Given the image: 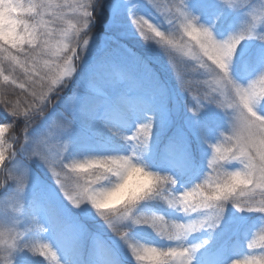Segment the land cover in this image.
Masks as SVG:
<instances>
[{"label": "rangeland", "instance_id": "374dc122", "mask_svg": "<svg viewBox=\"0 0 264 264\" xmlns=\"http://www.w3.org/2000/svg\"><path fill=\"white\" fill-rule=\"evenodd\" d=\"M55 2L63 4L65 0ZM67 2L72 3L73 0ZM180 3L181 0H99L90 27L101 23L103 30L96 35H87L89 43L81 60L75 62L78 70L74 79H67L66 87L57 95L60 106L56 108V102L51 104L45 114L47 116L51 112L49 121L35 132H23L19 143L21 154L10 155L7 167L0 165L5 180L0 187V203L6 206L0 210V220L17 221V228L23 232L17 249L12 253L13 264H54L51 252L46 257L39 254V246L44 243L55 251L59 264H144L135 260L128 242L161 248L174 243L158 236L149 225L134 224L131 220L118 225L120 229H126L124 238H121L97 215L90 203L73 206L56 184L52 171L40 159L29 158L26 153L32 138L47 131L52 119L58 118L69 121L70 127L60 134L58 129H52L46 144L42 145V150L53 159L61 151V145L66 146L63 154L65 164L70 160L82 162L92 156L127 155L133 150V142L127 137L136 133L137 125L148 122L151 117L148 143L143 149L139 146L135 149L139 160L150 170L171 175L177 181L174 186L166 185V196L170 190L179 192L198 183L208 171L207 160L212 152L210 145L230 134L232 117L227 101L214 91L216 85L208 68L193 58L189 48L170 46L159 50L161 45L155 40L144 41L136 35L129 14L146 16L162 31L172 32L183 44L189 38L183 36L181 40V33L174 28L178 27L175 6ZM252 6L258 8L259 0H248V4L233 7L224 0H183L184 10L196 16V23L208 27L217 40L238 32L249 19L247 13ZM55 11L64 14V21L75 22L71 9ZM50 18L45 15V19ZM169 21L173 23L169 24ZM51 26L60 28L66 25L58 21ZM255 32L264 33V21L257 24ZM129 50L145 56L149 64H157L154 78L135 62ZM184 58L192 61V65H187ZM5 66H8L7 62ZM229 67L232 78L246 84L264 68V41L256 37L242 39L234 50ZM189 69L193 79L186 75ZM9 72L8 82L0 80V115L3 116L0 123L12 125L9 108L19 105L22 110L31 111L29 105L35 101L29 94L31 88L28 85L27 90L19 87L26 80L23 71L10 68ZM9 72L4 74L9 75ZM161 73L166 80L159 79ZM13 77L15 83H12ZM168 78L176 79L186 87L192 86L189 102L184 104V100L177 98L167 82ZM213 96L222 101V106L209 100ZM254 110L264 115V98L255 102ZM10 130L6 133L9 137ZM165 132L167 137L158 147L157 138ZM194 145L198 156L196 164L190 158V149ZM21 167L27 168V181L24 191L17 193L16 182L8 177L12 170L19 172ZM224 167L231 171L242 165L239 161H228ZM192 168L193 173L189 176ZM55 170L69 185L73 184L75 173L65 176L67 169L57 167ZM140 202H146L144 208H138L137 204L134 214L162 215L166 224L171 220L184 222L202 214L180 212L159 197ZM7 206L19 211L14 212ZM262 223L264 214L238 210L231 202H226L215 228H201L184 240L188 247L201 245L192 253L190 264H230L232 260L264 258V248L248 249L246 246L253 232L261 234L256 229ZM37 224L40 227H36ZM222 224L226 226L221 227ZM33 243L37 245L36 253L30 250ZM25 244L29 247H24ZM224 250L225 256L222 254ZM214 254L223 258L207 261L208 255Z\"/></svg>", "mask_w": 264, "mask_h": 264}, {"label": "snow or ice", "instance_id": "6c2138e0", "mask_svg": "<svg viewBox=\"0 0 264 264\" xmlns=\"http://www.w3.org/2000/svg\"><path fill=\"white\" fill-rule=\"evenodd\" d=\"M46 12L41 17V24L50 33L48 40L32 51L20 49L13 51H5L3 55L4 63H0V80L8 82L10 80L11 73L9 69L15 70L19 68L23 71L26 80L19 84L22 90H27L26 85L31 88L29 94L32 96L35 104H30L28 109H21L19 105H13L9 108L8 114L13 118L23 117L27 124L32 123L33 118L39 115H44V109L48 108L49 103L54 104L52 101L53 95L58 93L66 87L67 79H74V73L77 72L75 62L80 61L84 52L85 47L89 43V39L86 38L88 33L91 32L90 24L95 19L94 11L99 6L97 0H73L72 3L60 4L55 0H41ZM227 3L228 0H225ZM69 8L72 10L75 22L72 20H63V13H57L56 9ZM52 18L45 19V15ZM131 23L136 30V35L142 38L144 41L155 40V42L162 47H187L190 49L193 58L198 59L201 62L202 67H207L209 74L213 81L212 70L215 65L209 64L208 56L213 55V49L218 47L217 43L213 41L212 35L209 31H202V46H193L192 42L188 41L181 44L177 41L175 35L172 32L166 33L162 31L160 27L155 24L156 28L164 33L163 39L159 37L150 36L146 31L143 20L147 19L144 15H133ZM193 17L190 16L184 10L181 5L175 6V21L178 27H175V31L181 33V40L183 36L188 37V33L193 31L195 25L193 24ZM58 21L63 22L66 26L60 28H54L51 25ZM173 23V22H172ZM171 23V24H172ZM239 37L231 38L234 43ZM231 52V47L229 46ZM129 54L134 58L135 62L144 68L145 71L151 72L152 69L148 60L145 56L140 55L137 52L129 50ZM206 58V60H205ZM8 66H5V64ZM5 72H9V75H5ZM12 83H15V78H12ZM215 84V83H214ZM216 91V88L214 89ZM220 97L226 99L224 93H220ZM213 103L218 106H222V101L217 97H211ZM192 111H195L194 109ZM12 127L9 123H0V128L3 132L0 133V153L3 155V159L0 160V165L7 167V157L11 155L8 153V149L13 148V144H9V136L6 135L8 130ZM70 127V122L64 119L53 118L51 123L47 127V131L43 134L32 138V144L30 149L27 151V156L37 157L40 159L51 171L55 177L56 184L60 187L65 198L73 205L79 206L84 202L91 200V190L94 187L95 178L91 175H84V161L70 160L68 164L64 163L63 154L65 152V145H61V151L58 152L53 159L48 153L42 150V145L46 144L52 129H58L59 134L62 131H66ZM151 117L146 123L137 125L136 133L127 139L133 142V145H138L141 149L146 147L151 132ZM29 139V137H27ZM226 145V146H223ZM211 149L214 150L215 156L214 161H218L221 166L228 161H239L242 165V169H234L228 171L229 175L240 174L246 176L248 186L240 189L239 191H232L230 193L223 194L224 201L231 200L232 204L237 208H243L247 211H256L259 209V213L264 214V115H257L254 118H248L247 116L241 115L236 121L231 122L230 134L223 137V140H219L214 144L210 145ZM88 163L102 162L101 156H92L90 159H86ZM59 167L62 170L67 169L68 172L65 176L75 173L73 184L69 185L65 179L61 177L60 172L55 169ZM165 178L171 179V175L164 174ZM8 179L16 182V192L22 193L24 191L27 181V168L21 167L19 172L12 170ZM177 183V181H176ZM176 183L174 185H176ZM169 184V186H174ZM203 191L202 185H195L193 187L185 188L179 192H172L170 190L169 196L172 198H178L181 193L188 195L193 192ZM247 199H242V197ZM15 199V197H12ZM19 201L18 199H16ZM224 209L221 205L220 210L215 214L214 220L206 225L207 228H215L220 222L223 215ZM104 222L111 228L118 236L124 238L126 229H120L118 225L125 220H131L134 224L135 217L131 219L127 217L114 218L107 212L96 211ZM201 213V212H196ZM147 215L145 217H150ZM206 218L205 214H198L195 218L184 221L183 223L188 224L190 229H199L203 225V221ZM173 220H171V223ZM170 223V224H171ZM166 224V223H165ZM36 227H40L38 224ZM123 230V231H122ZM156 232V230H155ZM196 231H192L194 233ZM127 242V241H126ZM206 242V241H205ZM150 246H154L149 244ZM24 247H29L25 244ZM128 246L132 252L133 257H139L141 255V243L128 242ZM200 244L193 245L191 247L185 246L183 242L177 244L174 242L168 247H157L161 250L162 260L164 264H173L172 257L169 255L170 252H184L181 264H190L192 253L196 248L200 247ZM39 254L47 256L51 252L52 260L54 264H59L55 251L47 244L44 243L39 246ZM30 250L37 252V245L33 243ZM136 261L139 262L138 259Z\"/></svg>", "mask_w": 264, "mask_h": 264}, {"label": "clouds", "instance_id": "9594fccd", "mask_svg": "<svg viewBox=\"0 0 264 264\" xmlns=\"http://www.w3.org/2000/svg\"><path fill=\"white\" fill-rule=\"evenodd\" d=\"M226 4L229 7L245 5L248 4V0H228ZM178 5L183 6V0ZM45 12L46 8L41 0H0V63H4L5 51L20 49L32 51L48 40L50 33L41 24V17ZM247 15L249 19L243 23L241 29L236 33L229 34L223 40H217L208 27L197 24V17L190 15L194 18L193 24L195 25L193 31L188 33L192 45L194 47L202 46L201 33L203 30L209 31L213 41L219 45L213 49V55L207 58L212 65H215L212 70L213 81L216 91L226 95L227 107L230 109L232 117L231 122L236 121L241 115L250 119L259 115L254 110V104L258 99L264 98V68L249 79L246 84L239 83L230 75V61L239 42L245 37H256L264 41V33L257 34L255 32L257 24L264 21V0H259L258 8L252 6ZM142 22L150 36L163 39L164 33L156 28L151 19L147 18ZM171 23L172 21H169V24ZM233 37L239 38L233 43L231 40ZM2 132L3 129L0 128V133ZM9 139L12 138L9 137ZM137 147L138 145H133V150L127 155L101 156L102 162L88 163L85 160L84 175H91L95 178L89 203L94 210L107 212L114 218L127 217L131 219L135 217V223L149 225L153 230H156L158 236L168 241L179 244L184 242L192 231L205 228L214 220L221 205L224 209L225 203L231 202V200L224 201L223 194L239 191L248 186L246 176L229 175L218 161H214L215 152L212 149L207 160L208 171L198 183L193 185H202L203 191L188 195L181 193L178 198L166 196V185H174L176 180L173 177L165 178V175L150 170L139 160L135 150ZM2 159L3 155L0 153V160ZM238 169H242V167ZM2 171L3 169H0V172ZM106 181L107 183H105ZM4 184L5 180L0 178V187ZM156 197L180 212L186 214L204 213L206 218L203 225L199 229H190L188 224L177 220H173L171 224H165V217L155 213L150 217L134 214V208L140 201ZM233 206L237 208L235 205ZM5 207L4 203H0V210ZM7 208L9 207L7 206ZM9 209L14 212L19 211L18 208ZM17 223L15 220L11 222L0 220V264H13L12 253L17 249L23 235V232L17 228ZM256 230H259L261 234L256 235L253 232L246 244L248 249L258 246L264 248V223ZM140 251L141 255L134 257L135 260L138 259L144 264H164L161 250L157 247L141 243ZM169 255L172 257L173 264H181L184 252H170ZM230 264H264V258L232 260Z\"/></svg>", "mask_w": 264, "mask_h": 264}, {"label": "trees", "instance_id": "16d2710c", "mask_svg": "<svg viewBox=\"0 0 264 264\" xmlns=\"http://www.w3.org/2000/svg\"><path fill=\"white\" fill-rule=\"evenodd\" d=\"M90 29L93 32L92 31L89 32V33H91V34H88L89 36L99 34L103 30V28L101 26V23H97L96 25L91 26ZM160 48L166 50L165 48H163L161 46L159 47V50H160ZM185 60L187 62V65L188 64L192 65V61H189L187 59H185ZM151 63L150 64H151L152 71L150 72V76H151V78H154L156 76L157 71H158V67L156 66L157 64H155L153 62H151ZM186 75H188L192 79L194 78L192 76V74H191V69H189V73L187 72ZM159 79H161L162 81L166 80V78L163 77L162 73L160 74ZM167 80H168L167 82H168L170 88L178 96L177 98L181 99V100H184V102H183L184 104L189 102V95H191L190 93L192 92V89H191L192 86H190V88H189V85H188V87H186V86L182 85L180 82H178L176 79H173V78H168ZM187 80L189 81L188 78H187ZM58 98H60V97L57 96V95H53L52 96V101L56 102V104H54L56 106V108L60 106ZM51 104L52 103H49L48 108L44 109V113L45 114H46V110L50 109V105ZM50 113L47 116L44 114V115H39L37 117H34L32 123L27 124V126H26L25 119L23 117H20V118H15V117L12 118L11 117L12 127H11V130H10L9 133H10V137L12 139H11V143L10 144H13L14 147L8 149V153H11V155H20L21 153H20V149H19V143H20V139H21L22 133L23 132H35L36 130H39V128H41L43 125H45L49 121ZM2 117L3 116L0 115V120H2ZM190 136H191V134H189L188 137H190ZM166 137H167V132H165L163 135H159L158 136V138H157V144H158L157 146L158 147L163 144V142H164ZM188 143L191 145V142H188ZM195 148H196V146L194 145L190 149V158H191V160L193 161L194 164L197 163V157H198V156H196L197 153L195 152ZM9 157H10V155H8L7 160H8ZM0 169H3V168L0 167ZM193 170H194V168H192L190 170V172L188 173L189 176L193 173ZM2 175H3V172H0V178L3 177ZM188 175H187V178L189 177ZM140 203L142 205H144L146 202H143V203L140 202ZM253 215H257V213L253 214ZM224 226H226V225H223V224L221 225V227H224ZM232 227L233 226H231L230 228H232ZM230 228H228V229H230ZM85 251L87 252L86 248H85ZM215 257H216V254L212 255L211 257L208 255L209 259L215 258Z\"/></svg>", "mask_w": 264, "mask_h": 264}, {"label": "flooded vegetation", "instance_id": "af4514ba", "mask_svg": "<svg viewBox=\"0 0 264 264\" xmlns=\"http://www.w3.org/2000/svg\"><path fill=\"white\" fill-rule=\"evenodd\" d=\"M144 208V205H142L140 202L138 203V208Z\"/></svg>", "mask_w": 264, "mask_h": 264}, {"label": "bare ground", "instance_id": "6f19581e", "mask_svg": "<svg viewBox=\"0 0 264 264\" xmlns=\"http://www.w3.org/2000/svg\"><path fill=\"white\" fill-rule=\"evenodd\" d=\"M52 259V258H51Z\"/></svg>", "mask_w": 264, "mask_h": 264}]
</instances>
